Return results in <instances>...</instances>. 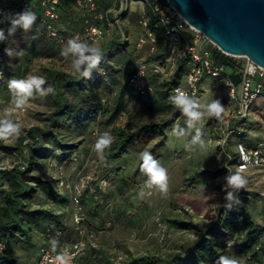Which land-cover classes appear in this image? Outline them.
<instances>
[{
	"label": "rangeland",
	"instance_id": "obj_1",
	"mask_svg": "<svg viewBox=\"0 0 264 264\" xmlns=\"http://www.w3.org/2000/svg\"><path fill=\"white\" fill-rule=\"evenodd\" d=\"M113 1L108 13L109 24L102 26L106 33L105 39H109L111 43L126 41L129 45L133 41L128 39L129 31L121 22V13L128 9L129 5L123 1L121 13L114 17V10L118 7ZM39 27L34 23L23 35L7 37L5 41L0 42L3 69L6 71L0 75V118L12 119L21 125L18 137L0 140V169L19 165L23 171L26 167L23 157H27V151L24 149L23 156L17 153L14 148L18 141L32 127L48 130L54 139L40 140L36 144L43 149L40 155L34 156L36 164L31 175L39 177L40 182H30L32 193L24 202L26 209L48 208L54 204V211H60L62 220L67 227L72 228L71 233L74 235V206L70 197L73 186L83 177L87 181L80 204L83 211L84 235L97 245L103 258L122 263L130 257L149 255L159 257L161 260L158 264H165L166 259L172 255L185 254L187 246L196 239L199 229L209 221L216 208L228 201L227 192L233 191L226 187L227 174L216 178L192 177L200 170L215 171L225 168L224 155H232L234 146L241 138L233 136L230 140L232 147L222 145L221 136L216 134L219 130L214 129L217 125L214 118L205 114L202 120H208L206 126L196 124L189 127L180 116L175 117L173 121L169 120L175 108L171 112L158 111L155 109L156 105L151 107L150 103L135 99L128 101L126 109L107 130L100 131L96 124H92L84 134H79L65 127H50L49 119L56 109V104L53 100L55 89L51 84L49 71H60L72 76L80 74V69L75 71L73 68L79 57L72 52L63 56L61 52L68 47L73 33H81L83 27L74 26L70 37L65 38L62 44L47 40ZM101 40L95 44H91V40H83L80 43L99 48ZM205 45L209 43L205 42ZM134 47L126 49L124 46L119 50L117 46L112 47L116 48L118 54L112 64L114 68L110 71L103 69L99 64L91 68V75L93 74L98 82L96 97L102 107L111 103L116 86L126 75L130 58L132 61L136 59V62L140 60L138 50ZM5 49H9L11 54H6ZM114 52L111 50L112 54ZM226 57L231 63L226 69L227 73L242 68L244 57ZM29 75L43 77L46 83L42 87L47 89L51 86L53 92L46 96L34 93L22 109H15L8 82L10 79H23ZM82 77L86 76L82 74ZM85 83L90 85L89 80ZM205 83L210 85L211 80L207 78ZM216 84L200 93V108L204 111L206 103L219 99L224 107V114L227 113L229 103L222 85ZM143 100L150 102V99ZM239 122L235 124L243 126L246 134L244 138L249 137L250 143L264 137V105L259 99L252 104L248 120ZM145 123H168L165 136H154L147 142L138 141L129 148L127 154L116 159L105 170L104 159L101 160L94 149L99 136L108 133L113 137V129L130 130ZM177 125L183 130V135L173 131ZM197 129H200L203 146L199 141H194ZM59 142L63 146H60ZM31 143L28 138L23 141V145ZM144 151L150 152L167 169L169 179L166 195L155 187L149 189L145 186L148 178L140 170L142 161L139 156ZM239 173L246 178L247 184L237 193L233 192V195L242 197L243 194H250L247 207L255 221L264 225V202L260 196V193H264V165ZM0 187L6 185L0 182ZM90 194L94 197L93 204L85 208L82 202ZM174 220H182L192 225L188 229L181 228L173 223ZM88 231L93 232V235L88 234ZM34 238L38 245L41 244L42 236L39 231L35 233ZM34 249L22 242L11 246V251L20 263L30 261L35 255ZM230 257L240 264L243 263L242 257L235 253L231 252ZM261 262H264V259Z\"/></svg>",
	"mask_w": 264,
	"mask_h": 264
},
{
	"label": "trees",
	"instance_id": "obj_2",
	"mask_svg": "<svg viewBox=\"0 0 264 264\" xmlns=\"http://www.w3.org/2000/svg\"><path fill=\"white\" fill-rule=\"evenodd\" d=\"M31 1V0H26ZM98 0H96L97 2ZM15 5V4H14ZM18 4H16L17 8ZM34 7L33 11L38 12V8ZM60 9V3L58 5V12ZM148 17L150 19L149 26L156 36V49L148 56L147 61L162 62L170 52V45L168 36L165 33V28L151 15L150 8L148 6ZM104 24H107L106 21ZM98 24L102 27L101 22ZM35 25H38L35 21ZM39 26V25H38ZM84 26V20L81 24ZM12 26L4 28L5 36L10 38L12 36L23 35L24 30L20 27L15 29L13 35H9L8 29ZM41 34L45 36L47 40L56 44H62L65 42H56L48 38L41 27ZM63 33V32H62ZM185 39L191 40L189 32L184 33ZM101 47L99 53H96L100 57L99 65L103 69L114 68L113 61L115 59L116 48L126 49L128 44L126 41L119 43H111L109 41L101 40ZM91 44H95L94 41H90ZM112 48V49H111ZM113 50V54L111 53ZM93 55L89 52L88 55ZM212 55L216 62L227 69L231 65L229 59L224 53L218 50L216 47L212 48ZM130 58L129 66L126 67V75L123 81L116 86L114 97L108 105L102 107L97 100L96 87L98 82L96 77L91 75V68L89 69L87 64L80 66V74L72 76L60 71H49V77L51 84L55 89L54 102L56 109L49 119V126L53 127H65L71 132H78L84 134L88 127L92 124H96L98 130H107L112 126L121 112L126 109L127 103L131 99L142 100L145 103H150V106L156 105L155 108L158 111L171 112L173 108L175 111L169 117L170 121H173L175 117L181 116L179 109L172 103L170 97H172V89L176 85L183 83L185 74V66L183 63H179L168 80H161L158 75L151 74L148 77V84L152 87L153 93L149 97H143L136 94L128 84V78L135 71L137 62ZM131 62V63H130ZM4 60L0 54V75L5 73ZM239 70H233L230 75L235 82L239 79ZM87 71L86 77H82V74ZM82 73V74H81ZM2 78L0 77V83ZM89 80L90 85H86L85 81ZM143 99H150V102ZM184 119V117H182ZM185 120V119H184ZM186 121V120H185ZM240 121V120H238ZM168 123H145L135 129H113L111 133L113 135V143L110 148L105 150L104 154V169L109 168L113 162L128 153L129 148L135 145L138 141L147 142L154 136H165V128ZM238 125V124H237ZM246 134L240 136L241 140L244 139ZM31 140V144L23 145L24 139ZM54 139L48 130L38 127H32L26 131V135L21 137L14 148L17 153L23 156L24 149L27 151V157H23L26 161V167L24 170H20L19 165H15L11 168L0 169V182H3L6 187H0V241L4 240L5 245L3 251L0 253V264H30L32 259L36 256L38 250V243L34 239V235L37 231L43 232L44 226L47 223L54 222L57 225H62L68 232H65L62 240L70 242L74 239V235L71 233V228L67 227L60 211H54V204L51 207H42L39 209H26L25 200L30 198L32 193V187L30 182H40L39 177L31 175V172L35 167L34 156L41 154L43 147L36 146L40 140ZM229 141V140H228ZM58 142V141H56ZM60 146H63L58 143ZM250 145V143H248ZM65 150V148L63 149ZM236 160V146L235 152L232 155H224V165L228 164L229 167ZM232 169L228 173L227 168L220 170H200L193 175V179L197 177L208 176L210 178H216L221 175L234 174ZM226 180V179H225ZM227 182V180H226ZM250 194H245L242 197H238V202L233 199L226 201L223 205L218 206L210 217L209 221L199 229V233L196 239L187 246L185 254L176 253L171 258L166 259L165 264H219L220 257L224 256L229 259L231 252L235 255L242 257L243 263L261 262L264 259V225H261L252 217V214L247 207V201L250 198ZM93 195L90 194L82 202L85 208H89L93 204ZM173 223L181 228L188 229L192 225L189 222L182 220H174ZM26 243V246L35 248V255L30 261L20 263L17 260V256L11 251V246L14 243ZM229 242H232L229 246ZM85 258L90 262L89 264H158L161 260L157 256L139 255L130 257L122 263H114L110 259H105L99 248L90 247L86 250ZM240 264V263H238Z\"/></svg>",
	"mask_w": 264,
	"mask_h": 264
},
{
	"label": "built area",
	"instance_id": "obj_3",
	"mask_svg": "<svg viewBox=\"0 0 264 264\" xmlns=\"http://www.w3.org/2000/svg\"><path fill=\"white\" fill-rule=\"evenodd\" d=\"M116 1L120 3V6L113 13L114 17L116 14L121 13L123 1L125 3V0ZM143 1L149 6L153 18L164 26L169 40L170 52L162 62H152L146 59L137 61L135 71L128 78L129 86L136 94L149 97L152 95L153 89L147 82L148 77L155 74L161 80H168L177 65L183 63L186 68L183 83L173 87L172 95L174 96L176 90L180 89L199 103L201 81L206 77L216 79L218 84L222 85L225 90L229 107L227 113L222 114L221 119L212 117L217 122L214 129L219 130L222 145H226L233 136H242L245 129L242 125L232 124V121L244 120L250 116L252 104L257 99L264 105V68L244 57V64L239 70V79L235 82L230 72H226L227 68L218 64L214 59L212 48L215 46L202 33L192 28L168 0ZM76 2L83 8L84 26L81 33H73L72 38L78 42L83 40L97 42L101 40L104 36V30L98 24V21H106L109 24L108 13L111 8L105 12H95L96 0H76ZM59 3L60 0H0V21H3L0 23V28L4 29L12 26L10 20L14 18L16 13H22L28 8L33 11L34 7H37L38 12H33L37 16V24L43 29L45 35L58 43L63 42V27L59 21L58 12ZM16 4H18L17 8ZM149 21L147 15H142L138 19V25L142 32L135 43L137 48L146 43L152 45L156 43V36L149 26ZM186 31L191 35V40L187 41L185 39L184 33ZM205 42H208L209 45H205ZM250 64L254 66V72L248 71ZM199 110L201 111V108ZM179 111L186 120L180 109ZM196 124L205 126L208 124V120L193 122V125ZM93 134H95V131H93ZM262 165H264V138L257 140L251 147L247 146L244 138L236 144L235 162L230 167L228 164L224 166L228 169V173L231 172L232 168L236 173L245 172ZM86 185V179L81 177L73 186L70 197L74 206L73 229L77 233H75L74 239L65 242L62 239L68 229L54 222L47 223L41 233L42 242L30 264L90 263L85 258L86 250L90 247L96 248L97 245L90 242L88 237L84 235V227L82 226L83 211L80 204ZM260 196L262 202H264V193H260ZM88 234L93 235V232L88 231ZM4 245L5 241L1 240L0 253L3 251ZM247 264H262V262Z\"/></svg>",
	"mask_w": 264,
	"mask_h": 264
},
{
	"label": "clouds",
	"instance_id": "obj_4",
	"mask_svg": "<svg viewBox=\"0 0 264 264\" xmlns=\"http://www.w3.org/2000/svg\"><path fill=\"white\" fill-rule=\"evenodd\" d=\"M11 16V14H10ZM37 20L36 14L29 8L22 13H16L14 18H11L10 22L12 27L8 29L9 35H13L17 27L22 28L24 31L31 29L35 21ZM3 21H0L2 23ZM7 39L5 36L4 29L0 28V42ZM6 54H11L9 49H5ZM68 52L76 54L79 59L74 62L73 68L75 71H79L82 64H87L88 68L95 67L99 63L100 57L96 55L100 50L96 47H90L89 44L80 43L76 39H70L68 41V47L64 48L61 55L66 56ZM93 53V55H86V53ZM249 72H254L255 68L253 65L248 66ZM87 71L84 72L86 76ZM46 80L41 76L29 75L23 79H10L8 82V88L13 96V104L15 109H22L28 102L29 98L33 97L34 93H38L40 96H46L53 92V88L49 86L44 89L42 86L45 85ZM172 103L181 110L182 114L186 117V123L189 127L193 126V122L201 121L205 114L208 117H215L217 119L222 118L224 107L219 99H213L204 105V111H200L199 103L191 98L186 92L177 89L176 94L170 97ZM174 132H178L179 135H183V130L177 125ZM21 132V125L12 119L0 118V140H8L10 137H18ZM201 132L197 129V135L194 137V141H199L200 145L203 146V141L200 140ZM113 143V137L104 133L97 139L94 149L99 155L100 159H104L105 149L110 148ZM142 164L140 170L147 176L145 186L149 189L155 187L162 194L168 192V172L160 162L153 157V155L144 151L139 154ZM226 187L231 188L233 191H228L226 199L231 201L235 199L238 202V197H234L233 192L245 188L247 180L239 172L228 175L226 177ZM141 195L144 193L141 191ZM232 242H229V246ZM219 264H238L237 260L229 259L227 257H220Z\"/></svg>",
	"mask_w": 264,
	"mask_h": 264
},
{
	"label": "water",
	"instance_id": "obj_5",
	"mask_svg": "<svg viewBox=\"0 0 264 264\" xmlns=\"http://www.w3.org/2000/svg\"><path fill=\"white\" fill-rule=\"evenodd\" d=\"M168 1L222 53L264 68V0Z\"/></svg>",
	"mask_w": 264,
	"mask_h": 264
},
{
	"label": "crops",
	"instance_id": "obj_6",
	"mask_svg": "<svg viewBox=\"0 0 264 264\" xmlns=\"http://www.w3.org/2000/svg\"><path fill=\"white\" fill-rule=\"evenodd\" d=\"M113 2L115 3V6L118 7L117 9H119L120 3L116 0H114ZM125 4L126 5L128 4L129 7L128 9L126 8L124 9V11H122L121 22L123 26L126 28V30L129 31L128 39L129 40L131 39L134 43H136L138 37L141 35V32H142L141 28L138 25V19L142 15L148 16V13H147L148 5L143 0H125ZM111 5H112V0H98L96 2L95 12H105L111 8ZM117 9L114 10V12L117 11ZM75 17L78 20L77 23L75 22L76 20ZM83 20H84L83 8L82 6L77 4L76 0H60L59 21L63 27V35L65 37L69 36V34L73 32L72 29L74 28V26L81 25ZM103 25L104 23L102 21V26ZM105 35L106 33H104V39H105ZM108 40L109 39L106 38L105 42ZM133 42L132 43L130 42V44L128 45V48L134 47L135 44L133 45ZM134 48L138 50L139 59L142 60V59H147L148 56L156 49V44L152 45L150 43H146L140 48H137L136 46ZM207 78L208 77L204 78L200 83V93L203 91H206L207 89L212 88L214 85H217L216 83H218L216 79L209 78L211 80V83L210 85H208L207 83H205V79ZM248 118L249 116L246 118V120H248ZM237 122L239 121H232V124L237 125L235 124ZM216 134L220 136V133L217 131H216ZM231 138L226 144L227 146H230V147H232V144L230 142ZM261 138H264V137H261ZM259 139L254 140L253 143H250L249 140L251 139H249V137L245 140L247 142V146L251 147ZM248 143H250V145H248ZM233 152H235V146H234Z\"/></svg>",
	"mask_w": 264,
	"mask_h": 264
}]
</instances>
